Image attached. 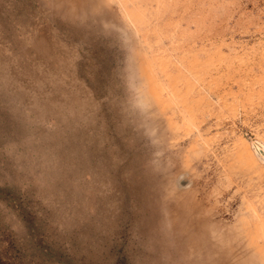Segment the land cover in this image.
Returning <instances> with one entry per match:
<instances>
[{
	"label": "rangeland",
	"instance_id": "374dc122",
	"mask_svg": "<svg viewBox=\"0 0 264 264\" xmlns=\"http://www.w3.org/2000/svg\"><path fill=\"white\" fill-rule=\"evenodd\" d=\"M207 255L264 264V0H0V264Z\"/></svg>",
	"mask_w": 264,
	"mask_h": 264
},
{
	"label": "bare ground",
	"instance_id": "6f19581e",
	"mask_svg": "<svg viewBox=\"0 0 264 264\" xmlns=\"http://www.w3.org/2000/svg\"><path fill=\"white\" fill-rule=\"evenodd\" d=\"M187 252H188V250H187ZM209 258H210V255H209V256L207 255V257H206V259H205L206 261L204 260L206 263H202V264H208V262L210 261ZM195 263H196V262H195ZM195 263H192V262H190V261L188 260V261L185 262L184 264H195ZM211 263H212V262H210L209 264H211Z\"/></svg>",
	"mask_w": 264,
	"mask_h": 264
}]
</instances>
